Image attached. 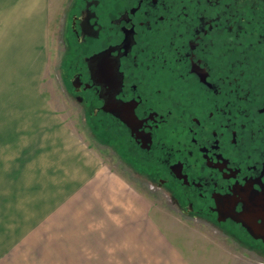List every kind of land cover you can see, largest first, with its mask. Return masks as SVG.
I'll return each mask as SVG.
<instances>
[{
  "label": "flooded vegetation",
  "instance_id": "flooded-vegetation-1",
  "mask_svg": "<svg viewBox=\"0 0 264 264\" xmlns=\"http://www.w3.org/2000/svg\"><path fill=\"white\" fill-rule=\"evenodd\" d=\"M60 80L186 217L264 252V0H71Z\"/></svg>",
  "mask_w": 264,
  "mask_h": 264
},
{
  "label": "rangeland",
  "instance_id": "rangeland-1",
  "mask_svg": "<svg viewBox=\"0 0 264 264\" xmlns=\"http://www.w3.org/2000/svg\"><path fill=\"white\" fill-rule=\"evenodd\" d=\"M46 1V15L40 27L42 30L35 34L33 56L16 58L10 54L9 42L0 40V179L2 176L3 184H12L10 181H14L16 175L20 177L24 173L18 186L0 185L1 226L8 232L17 228L24 236L14 246L12 243L8 246V238H3L2 263L14 258L16 246L21 248L20 243L30 237V264H83L73 256L74 239L68 235L60 238L59 235L40 233L49 214L56 213L49 206L58 203L50 205L40 201L43 195H49L43 192L46 187L33 188L36 181L31 182L30 173L23 171V168L30 169V162L36 157L41 158V155L31 154L30 149L40 150L36 148L37 144L42 147L44 143L41 134L42 140L37 136L33 139L30 124L47 118L42 133L75 135L110 171L144 193L151 217L182 257L193 264H264V252L249 249L220 229L186 217L167 191L158 188L137 171L139 169L124 161V149L118 152L92 133L88 121L80 116L60 80L62 27L71 0ZM4 20L0 21V31L8 22ZM34 143L35 148L32 147ZM41 179L38 181L43 183ZM86 252L95 254V250ZM65 254L68 260L63 257Z\"/></svg>",
  "mask_w": 264,
  "mask_h": 264
},
{
  "label": "crops",
  "instance_id": "crops-1",
  "mask_svg": "<svg viewBox=\"0 0 264 264\" xmlns=\"http://www.w3.org/2000/svg\"><path fill=\"white\" fill-rule=\"evenodd\" d=\"M46 9V0H0V21H8L4 20L0 40L9 42L12 56H33L35 34L42 30ZM46 119L30 124L33 139L42 140L41 134L44 143L42 147L37 144L40 150L30 149L41 158L30 162V169L23 168L30 173V181H36L33 188L46 187L43 192L49 195L40 201L58 203L49 206L56 213L49 214L48 220L40 216L46 219L40 233L74 239L73 256L83 264H193L182 257L151 217L144 193L110 171L75 135L42 133ZM23 174L16 175L12 184H3L1 176L0 185L18 186ZM5 228L0 223V264L3 238H8L10 246L23 236L17 228L9 232ZM20 245L6 264H30V237ZM89 249L95 254L87 253ZM63 257L68 260L67 254Z\"/></svg>",
  "mask_w": 264,
  "mask_h": 264
},
{
  "label": "water",
  "instance_id": "water-1",
  "mask_svg": "<svg viewBox=\"0 0 264 264\" xmlns=\"http://www.w3.org/2000/svg\"><path fill=\"white\" fill-rule=\"evenodd\" d=\"M253 234H254V236H256V237H263L264 235L262 234V233H259V234H256V233H254L253 231H251Z\"/></svg>",
  "mask_w": 264,
  "mask_h": 264
}]
</instances>
